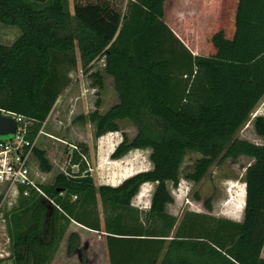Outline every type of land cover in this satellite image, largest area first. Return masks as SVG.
<instances>
[{
	"label": "trees",
	"instance_id": "trees-1",
	"mask_svg": "<svg viewBox=\"0 0 264 264\" xmlns=\"http://www.w3.org/2000/svg\"><path fill=\"white\" fill-rule=\"evenodd\" d=\"M69 8L68 0H0V24L20 31L12 46L0 45V111L27 121L29 176L42 193L4 214L13 264H51L72 223L104 239L108 264H264V145L236 137L264 98V0H73ZM75 52L85 70L105 59L119 98L88 117L95 138L118 133L123 120L137 128L110 159L150 151L152 169L117 187L75 182L89 170L86 150L52 129L64 90L57 57ZM253 127L264 139V117ZM52 143L65 145V170L47 155ZM188 153L200 156L187 177L196 184L215 164L253 159L242 222L187 212L177 223L167 214L166 184L178 186ZM146 183L155 187L143 211L132 201ZM79 240L69 235L67 253L83 260Z\"/></svg>",
	"mask_w": 264,
	"mask_h": 264
},
{
	"label": "rangeland",
	"instance_id": "rangeland-1",
	"mask_svg": "<svg viewBox=\"0 0 264 264\" xmlns=\"http://www.w3.org/2000/svg\"><path fill=\"white\" fill-rule=\"evenodd\" d=\"M68 1L72 15L73 0ZM213 27L214 25L212 26V30ZM210 29L211 26L206 31ZM19 36L20 31L16 27L0 24V45L10 47ZM56 64L57 70L64 80V90L55 105L54 115L56 123H54L52 129L55 131L54 134L57 137L63 139V142L71 143L70 149L76 146L81 152L86 150L85 158L89 171H94V178L91 175L93 184L97 185L96 159L98 155V140L101 143V183L110 187H117L124 180L137 173L150 171L152 164L149 160V150L133 151L116 161L109 158V155L121 143L122 134L129 141L137 135V128L131 121L123 120L118 122V133H107L100 139H96L94 136L95 124L90 123L88 117L95 111L100 115H104L119 103V98L114 87V80L105 72V59L96 60L91 64L92 66L89 70H85L82 67L79 53L75 52L73 55L67 57L59 55ZM95 75L101 77L102 89H98ZM97 103L99 104L98 107H96ZM256 117H264V98L255 107L249 121L240 129L236 137L241 141L262 146L264 145V139L256 135L253 127ZM106 141L111 142V145L107 151L103 152L102 145ZM64 147L63 143H59L58 145L52 143L49 153H47L51 160L54 157L55 163L60 170H65L68 166L69 158H64ZM137 155L138 157L133 161L132 159ZM199 159L200 156L198 154L188 153L180 168L178 186L174 187L171 182L166 184L168 191L174 199L172 204L166 206L167 214L175 217L177 223L187 212L212 216L217 219H225L226 217L239 223L242 222L241 187L244 183L245 170L253 163V159L242 156L237 160H226L221 165L215 164L210 168L203 180L196 184L188 180L187 177L194 173L195 164ZM109 166L110 168L107 169ZM71 171L76 172V167H72ZM144 186H147L145 191L149 198L142 191ZM152 194L151 186L143 184L140 187L139 193L132 201V205L140 210H147L150 207ZM231 195L236 197V200L232 199L235 203L232 206L228 205V202L225 203L226 198L228 200L231 199ZM196 197H199L200 201H197ZM206 200H210L211 209L209 211L204 207ZM15 204L5 201L2 206L3 221L0 220V264H13L10 258L11 250L5 229L4 214L13 208ZM98 212L102 215L100 204H98ZM72 225L73 223L70 225L51 264H108L104 239L95 232L79 227L74 228ZM72 229L78 232L80 239L79 247L83 252V260H81L79 254L70 256L66 252L68 237Z\"/></svg>",
	"mask_w": 264,
	"mask_h": 264
},
{
	"label": "built area",
	"instance_id": "built-area-1",
	"mask_svg": "<svg viewBox=\"0 0 264 264\" xmlns=\"http://www.w3.org/2000/svg\"><path fill=\"white\" fill-rule=\"evenodd\" d=\"M0 114L13 117L17 123L13 137L0 139V220L3 221L2 206L5 201L16 203L20 197H28L31 191L42 193L29 176L28 162L35 141L26 139L27 121L4 111Z\"/></svg>",
	"mask_w": 264,
	"mask_h": 264
},
{
	"label": "crops",
	"instance_id": "crops-1",
	"mask_svg": "<svg viewBox=\"0 0 264 264\" xmlns=\"http://www.w3.org/2000/svg\"><path fill=\"white\" fill-rule=\"evenodd\" d=\"M99 142H98V147H97V153H98V155H97V161H96V171H97V185L99 186H102V185H105L104 183H101V181H100V179H101V177H100V140H98ZM110 145H111V142H107L106 141V143H104L103 145H102V150H103V152H105V151H107V149L110 147ZM133 151H138V150H132V151H130L129 153H131V152H133ZM128 153V154H129ZM112 154V153H111ZM127 154V155H128ZM110 156V155H109ZM138 157V155L137 156H135V158H133L132 160L134 161L136 158ZM110 158V157H109ZM111 166V165H110ZM110 166L109 167H107V169H109L110 168ZM90 172H91V170H90ZM93 172L94 171H92L91 173V175L93 176V178H94V175H93ZM144 185H148V186H151V188H152V193H153V190H154V187H155V184H151V183H146V184H144ZM108 186V185H107ZM242 198H241V204H242V212H243V208H244V202H245V184L243 183L242 184ZM226 189H228V187H226ZM227 191V190H226ZM225 191V192H226ZM236 200V197H233L232 195H231V199L230 200H228V198H226V200H225V203H227L228 202V205H230V206H232V204H234L235 205V203L233 202V200ZM225 219H227V220H230V221H233V222H237V221H234V220H232V219H229V218H226L225 217ZM239 223V222H238ZM72 226H74V228H77V227H79V228H83L82 226H80V225H78V224H76V223H73V225ZM84 229V228H83ZM74 229H72V231H71V233H76V234H78V232L77 231H73ZM67 252V251H66ZM68 254V253H67Z\"/></svg>",
	"mask_w": 264,
	"mask_h": 264
},
{
	"label": "water",
	"instance_id": "water-1",
	"mask_svg": "<svg viewBox=\"0 0 264 264\" xmlns=\"http://www.w3.org/2000/svg\"><path fill=\"white\" fill-rule=\"evenodd\" d=\"M17 123L13 117L0 114V139H8L15 135ZM75 182L84 184H93L91 172L88 170L82 177L72 178Z\"/></svg>",
	"mask_w": 264,
	"mask_h": 264
}]
</instances>
